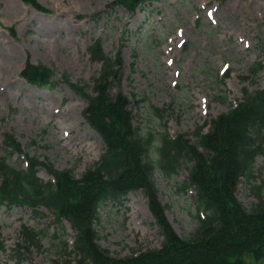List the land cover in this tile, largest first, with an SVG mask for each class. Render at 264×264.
Segmentation results:
<instances>
[{"label":"rangeland","instance_id":"374dc122","mask_svg":"<svg viewBox=\"0 0 264 264\" xmlns=\"http://www.w3.org/2000/svg\"><path fill=\"white\" fill-rule=\"evenodd\" d=\"M38 1L50 12L22 0H0V157L4 135H13L20 153L46 164L38 173L43 182L54 181L48 167L73 168L79 179L104 153L103 140L83 115L86 98L64 83L68 78L93 95L102 64L91 60L88 48L96 41L109 56L121 51V88L132 101L135 126L154 135L153 152L164 133L195 143L198 129L235 107L245 90L264 88V68L257 74L252 70L264 65V0H150L133 16L113 6L115 0ZM28 61L53 69L59 84L52 89L29 84L20 75ZM20 153L8 163L26 169ZM192 164L183 159L175 174L159 168L154 174L167 219L182 237L197 227L194 193L179 189ZM237 197L246 209L264 198V144ZM37 208L0 206V264H14L18 254L24 264H76L75 232L45 206ZM24 226L40 234L41 248H17L24 246ZM95 228L100 246L116 257L163 242L142 191L105 203Z\"/></svg>","mask_w":264,"mask_h":264},{"label":"trees","instance_id":"16d2710c","mask_svg":"<svg viewBox=\"0 0 264 264\" xmlns=\"http://www.w3.org/2000/svg\"><path fill=\"white\" fill-rule=\"evenodd\" d=\"M22 1L40 12H50L38 0ZM147 1L118 0L116 4L135 12ZM89 51L93 61L102 63L94 79L93 95H87L77 85L71 87L87 99L83 115L105 144L101 159L79 179L73 168L57 171L48 167L56 181L44 183L37 173L46 164L29 158V168L24 170L8 163L11 152L7 150L22 149L15 137L7 134L5 152L0 157V206H45L58 222L67 219L76 232V264H264V198L257 206L246 209L237 197L242 179L252 177L255 158L264 144V89L245 90L236 108L230 107L210 121L207 133L198 129L195 143L185 135L171 140L164 133L153 152L154 135L143 134L135 126L132 101L121 88V52L110 57L99 42ZM262 69L263 65L257 63L253 74ZM21 76L38 87L57 86L54 70L42 64L28 61ZM151 152L157 159L150 156ZM183 159L193 164L189 183L180 186V192L185 193L186 187L194 188L204 211L203 218L195 217L197 227L187 237L178 235L169 223L154 179L157 168L162 174H175ZM136 191L148 198L163 242L160 248H149L138 255L112 256L98 242L95 224L100 208L109 200L120 201ZM21 235L24 246L18 245L19 249L41 248L38 232L24 226ZM16 256L15 264H24L22 257Z\"/></svg>","mask_w":264,"mask_h":264}]
</instances>
